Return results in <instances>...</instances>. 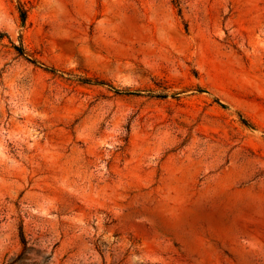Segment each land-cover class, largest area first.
Listing matches in <instances>:
<instances>
[{
    "label": "rangeland",
    "instance_id": "1",
    "mask_svg": "<svg viewBox=\"0 0 264 264\" xmlns=\"http://www.w3.org/2000/svg\"><path fill=\"white\" fill-rule=\"evenodd\" d=\"M0 264H264V0H0Z\"/></svg>",
    "mask_w": 264,
    "mask_h": 264
},
{
    "label": "trees",
    "instance_id": "2",
    "mask_svg": "<svg viewBox=\"0 0 264 264\" xmlns=\"http://www.w3.org/2000/svg\"><path fill=\"white\" fill-rule=\"evenodd\" d=\"M18 14H19V18H20L21 22H23L25 20V15H26L25 11L22 9H19ZM14 50L17 52V54L19 56L27 57V54L23 51V49L18 48V47H14Z\"/></svg>",
    "mask_w": 264,
    "mask_h": 264
}]
</instances>
